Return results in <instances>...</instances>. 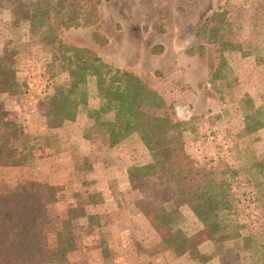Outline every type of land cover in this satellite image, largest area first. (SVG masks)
Here are the masks:
<instances>
[{"label":"rangeland","instance_id":"1","mask_svg":"<svg viewBox=\"0 0 264 264\" xmlns=\"http://www.w3.org/2000/svg\"><path fill=\"white\" fill-rule=\"evenodd\" d=\"M98 1L95 24L79 30H60L62 41L93 51L106 63L138 76L153 90L156 86L163 87L172 104L165 109H156L153 113L186 124L182 142L199 177L227 183L228 190L239 201L241 221L250 224L254 230L264 228L262 214L252 198L255 188L243 181L248 175L256 174L254 169H248L251 163L262 165L263 171L259 172L258 177L261 174L264 178V0ZM214 14L216 17L198 38L197 31ZM7 16V12L0 15V51L6 40L26 45L20 53L16 76L23 85V93L20 96H2L5 103L4 119L26 125L27 128L28 123L31 127L39 128L44 120L41 121L42 116L35 114L37 111L33 107L46 106L51 89L46 67L51 57L32 44L24 30L12 33L9 28H5ZM231 46H235L232 52ZM189 58L194 60L193 63L190 64ZM221 58L225 66L213 78ZM186 66L190 71L184 69ZM168 72L171 73L167 75ZM206 77L209 80L203 83ZM65 79L66 76L62 75L56 80L61 84ZM199 82L204 86L197 89L196 84ZM197 90L201 94L206 91L208 96H212L208 105L203 97H193ZM246 96L249 97L248 101ZM88 98L91 106L97 104L93 79L88 81ZM173 104L189 106L185 109L178 107L173 111ZM169 109L174 112L172 118L168 115ZM247 114L251 116L248 129L244 121ZM186 116H189L188 119H183ZM32 136L42 138L39 141L27 139V145L32 146L33 151L39 146L56 147L54 135L48 133L38 136L32 133ZM98 148L103 156V147ZM131 149L128 151L129 159L133 157ZM147 154L150 155L149 152ZM36 155L39 156V151ZM76 161L77 165L86 166L81 159ZM38 166L32 169L0 168V196H12V202H20L27 193L28 184L38 182L35 172ZM141 167H130V187L137 208L150 223L144 233L154 235V232L159 244H151L150 239L143 240V243L134 244V250L148 258L161 256L160 260H155L157 264H203L191 260L189 255L174 256L167 249L165 240L168 232L159 220V213L163 209L178 219L182 231L201 254L216 253L207 264H221L223 252L240 250L232 242L218 245L211 242L202 224L182 203L171 172L161 170L154 176L139 178L135 169ZM76 176L72 180L82 182L85 186L86 181ZM52 187L60 193L61 200L66 198L62 186ZM74 194L77 199L81 197L76 191ZM87 201L83 200L84 203ZM82 207H67L60 211L59 204H55L39 209L38 230L45 235L50 251L55 250L62 240L63 232L69 231V226L63 227L64 221L73 222L80 217L83 214ZM87 231L90 232L89 229ZM83 232L82 228L77 229L76 235L80 238ZM235 264L246 262L238 261Z\"/></svg>","mask_w":264,"mask_h":264},{"label":"trees","instance_id":"2","mask_svg":"<svg viewBox=\"0 0 264 264\" xmlns=\"http://www.w3.org/2000/svg\"><path fill=\"white\" fill-rule=\"evenodd\" d=\"M98 6V0H0V15L3 12L9 14L4 27L12 33L24 30L29 41L51 57L46 67L51 81L45 106L46 128L57 129L66 122L82 118L86 124L84 137L105 136L110 146L136 135L151 155L150 164L135 169L139 178L154 176L161 170L171 172L182 203L202 224L211 242L214 245L232 242L240 249L223 252L221 264L238 261L264 264V228L254 230L250 224L241 221L239 201L228 190L227 183L199 177L182 142L186 124L153 113L166 107L159 93L138 76L115 68L93 51L68 45L60 38V30L94 25ZM215 17L216 14L204 21L196 33L198 38ZM25 45L6 40L0 51V168L32 169L38 159L36 152L42 148L39 146L33 151L26 142L27 139L39 141L42 138H31L26 126L4 119L2 96H20L23 93V85L16 76L20 53ZM234 50L235 46H231L230 51ZM220 60L213 78L225 66L223 58ZM62 75L66 79L59 84L56 79ZM91 79L95 81L97 107L89 103L88 81ZM246 99L248 101L249 97ZM250 118V115H245L246 129ZM249 166L248 169H254L256 174L248 175L243 181L255 188L252 198L264 220V178L261 174L258 177L263 168L258 163ZM130 172L131 169V180ZM11 197L0 196V264H66L68 255L75 250L70 222L62 224L63 227L69 226V231L63 232L62 240L52 251L47 248L45 235L38 230V211L42 206L57 201L55 189L44 183L30 182L20 202H12ZM159 220L168 232L166 247L174 256L189 255L191 260L203 264L213 260L212 255L216 253L201 254L197 247L192 246L172 213L161 210Z\"/></svg>","mask_w":264,"mask_h":264},{"label":"crops","instance_id":"3","mask_svg":"<svg viewBox=\"0 0 264 264\" xmlns=\"http://www.w3.org/2000/svg\"><path fill=\"white\" fill-rule=\"evenodd\" d=\"M7 20H9V14ZM79 29L82 28L75 30ZM189 59L190 64L193 63L194 60ZM184 69L190 71L187 66ZM170 73L168 72L167 75ZM204 79L203 83L209 80L207 77ZM203 83H197L196 88L203 87ZM155 91L163 98L165 105L170 107L172 103L163 87L156 86ZM193 97H203L206 105L212 99L206 91L201 94L199 90L196 95L193 94ZM97 105L98 101L92 107ZM173 106L175 111L178 107L185 109L189 105L183 107L173 104ZM33 108L37 111L35 114L42 116L41 121L44 120V122L39 128L31 127L28 123V128L25 125L27 132L38 136L49 133L54 135L56 140V147L42 146L39 150L36 163L39 166L35 171L38 176L37 181L50 186H62L64 190L62 193L66 198L61 200L60 193H57V201L52 204L57 206L59 204L60 211L67 207L83 206V214L73 222L70 221L75 250L68 255L66 264H157L158 261L155 262V260H160L161 256L148 258L133 247L134 244L143 243V240L148 239L151 244H159L154 232V235L144 233L146 229H149L150 223L143 212L137 208L130 187V167H141L151 163V156L147 154V149L140 139L133 135L114 146H110L105 136L86 139L84 137L86 124L82 118L78 119L79 121L66 122L57 129L48 130L45 125V107ZM168 111V115L172 118L174 112L172 113V109ZM188 117L183 119L187 120ZM98 147H103V156ZM130 149L133 157L130 156L129 159ZM76 159H81L86 166L77 165ZM82 167L85 168L82 169ZM75 176L86 181L85 186L82 182L73 181ZM88 183L90 185H87ZM75 191L81 196L79 199L76 198ZM84 199L88 201L84 203ZM80 228L84 230V235L79 238L76 230ZM143 234L147 236L146 239Z\"/></svg>","mask_w":264,"mask_h":264}]
</instances>
